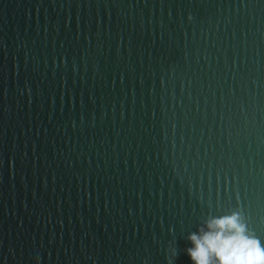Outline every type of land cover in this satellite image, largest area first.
Masks as SVG:
<instances>
[{"label": "water", "instance_id": "1", "mask_svg": "<svg viewBox=\"0 0 264 264\" xmlns=\"http://www.w3.org/2000/svg\"><path fill=\"white\" fill-rule=\"evenodd\" d=\"M232 211L264 242V0H0V264H192Z\"/></svg>", "mask_w": 264, "mask_h": 264}, {"label": "clouds", "instance_id": "2", "mask_svg": "<svg viewBox=\"0 0 264 264\" xmlns=\"http://www.w3.org/2000/svg\"><path fill=\"white\" fill-rule=\"evenodd\" d=\"M187 240L190 246L184 251L192 264H264V242L251 233L240 211L209 216ZM172 255L178 257L176 248Z\"/></svg>", "mask_w": 264, "mask_h": 264}]
</instances>
